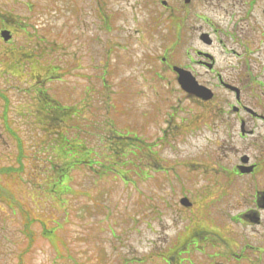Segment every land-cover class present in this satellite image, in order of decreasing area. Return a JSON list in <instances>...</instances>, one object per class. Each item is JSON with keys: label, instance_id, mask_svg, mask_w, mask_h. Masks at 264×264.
Instances as JSON below:
<instances>
[{"label": "flooded vegetation", "instance_id": "1", "mask_svg": "<svg viewBox=\"0 0 264 264\" xmlns=\"http://www.w3.org/2000/svg\"><path fill=\"white\" fill-rule=\"evenodd\" d=\"M25 2L34 22L1 12L0 46L11 56L13 76L32 86L37 102H52V113L38 108L41 116H31L30 128L67 125L77 133L81 148L101 145L114 152H98L85 157L86 162L111 158L119 163L124 156H137L144 161L143 174L168 173L183 184L181 194L173 192L174 205H166L173 209L171 223L176 227L170 241H164L168 245L157 246L161 235L145 239L152 248L139 262L153 258L157 264H264V0H59L58 41L51 39V20L44 17L50 8H43L42 15L34 0ZM164 21L166 26L160 28ZM40 30L48 32L46 37ZM3 31L10 33L8 41ZM147 31L152 38H169L166 47L172 53L170 62L168 56L161 58L162 68L149 70L155 74L149 77L155 79L150 87L157 96L156 113H150L149 120L147 112L133 114L117 101L145 91V83L141 89L132 84L136 76L127 58L132 40L144 45L142 34ZM138 63L136 74L144 78L145 58ZM180 68L189 76L188 84ZM161 69L171 75H160ZM163 79L170 99L181 94L188 104L179 111V99L164 119L159 104ZM56 80L59 103L46 87ZM99 96L105 106H95ZM55 104L58 112L53 111ZM101 126L124 135H105ZM88 127L96 129L89 133ZM193 147L201 148L196 160L187 153ZM150 155L158 158L151 161ZM243 177L252 195L231 204L227 196ZM227 208L236 214L227 218ZM151 209L150 221L161 216Z\"/></svg>", "mask_w": 264, "mask_h": 264}, {"label": "rangeland", "instance_id": "2", "mask_svg": "<svg viewBox=\"0 0 264 264\" xmlns=\"http://www.w3.org/2000/svg\"><path fill=\"white\" fill-rule=\"evenodd\" d=\"M25 1L27 0H0V11L4 14L17 13V16L24 19L28 18L31 22H34L30 18ZM34 1L37 12L42 15L43 11L41 10L43 8H46V6L50 8L48 14L44 17L51 20L49 33L51 39L56 40L55 37H58L61 25V18L57 16L59 13V0ZM159 7L161 10V5ZM161 15L163 14L157 17ZM42 23L44 27L47 25L46 20H43V18H41L40 25ZM165 26L166 21L159 25L160 28ZM135 28L136 26L131 21L130 29L132 33ZM38 33L46 37L48 32L40 30ZM142 37L145 40L144 45L137 44L135 40H132L130 56L127 61L131 65V75L136 76L132 78V84L134 83L141 89L145 83V91L131 95L128 97V101L127 99H117L122 108L128 107V110L131 109L135 113L150 109V103L156 99L155 93L150 87L149 77L138 78V74H136L141 69L138 60L145 58V65L148 70L150 65H159L161 63L160 58L166 50L169 51L166 47V41L169 38L165 39V35L158 34L152 38V34L147 31L146 34H142ZM186 47L184 46V51ZM5 54L7 53L4 51L3 46H0V124H3L5 120L3 114L6 111L7 118L12 121V126L17 131L1 130L4 137L3 149L0 147V168L3 172L4 166H16V171H18L21 179L17 177L15 180H6L2 177V183H4L6 189H0V195L7 197L0 200V264H19L20 253H23V264H71L73 260L70 257H75L81 264H123L122 256L129 255V258H134L145 257L149 254L152 247L146 246L147 243L143 242L145 239L149 242L157 238V235H161L162 241L157 243V246L168 245L164 241H170L176 227L171 223V219H174L173 209L167 208L166 205L169 201L171 206L174 205L176 197L173 192L181 194L183 187L182 183H178L168 173L148 170L149 177L147 176L146 179L132 173L126 177L120 176L118 178L111 172L107 176L100 177L99 172L97 174L93 172L99 165L91 166L89 163H84L81 166H74L69 171L70 178L66 183L67 188H73L79 193L61 196L59 194L60 197L54 196L55 193L53 195L48 193V187H46L44 180L46 178H49V181L51 180L57 171V168H53L52 165L59 166L65 162L67 156L61 147L57 149L50 147L55 143L56 138V131L53 128L50 129L51 126L48 127L50 130L47 128V131L40 128H28L30 127L29 111L34 107L33 104H37V102L28 98L26 92V88L30 86L28 82H20L13 76L10 70L11 56L7 58ZM167 56L171 60L172 53L167 52ZM167 74L171 75V73L164 70L161 72L162 76ZM47 88L54 97H61L56 83H48ZM179 99L181 100L182 109L188 106L184 95H182L178 99L173 98L174 103L170 99L169 107L176 104ZM165 104L163 100L162 105L164 108L166 107ZM51 105L50 100L42 102L45 112H48V107ZM62 128L64 134L59 132V135L63 134V136L69 138L75 136V132L68 129L67 125H63ZM5 140L7 141L5 142ZM43 144L44 146H42ZM67 146H74L75 149L76 142L73 141ZM94 148L101 154L108 150V146L99 145ZM8 153L10 156H8ZM187 153L190 158L196 160L194 156L201 155V148H189ZM19 155L22 159L18 162ZM71 155L73 157L77 156L75 152ZM162 155L165 158L169 156L164 155L163 152ZM157 158V155L149 156L151 161ZM142 164L144 166V162ZM227 167L230 169L232 164L228 162ZM3 174L5 175L2 176H6V172H3ZM230 177L233 178L234 176L230 175ZM125 179H131L132 181H125ZM183 181L187 185V181ZM7 182H12V184H6ZM243 183L245 185L242 184L243 186L240 187L241 182H239V189H234L235 193L232 192L227 196V200L231 204L242 203L244 196L246 198L251 197L252 190L250 186L245 181ZM35 187H43V189L31 193ZM240 192H242L241 195H239ZM10 197L13 199L12 202ZM139 198L143 201L142 203L137 202ZM7 200L18 209H20L19 204L21 203L23 209L28 212L27 218L22 216L23 211L21 209L18 212L16 208H10ZM152 207L157 209L161 216L157 220L150 221L149 216ZM226 213L227 218H229L230 215L236 214V211L227 208ZM31 214L35 215L34 220H36L32 224L36 234V242L32 251L25 254L23 250L25 249L26 240L22 228L23 222L26 223L29 217L32 219ZM65 214H67V222L64 221ZM133 215H136V217ZM127 216L130 221L124 223L122 219H126ZM51 219L57 227H59L60 222L63 224L61 229L54 232L56 233L57 242L59 243L58 235H62L63 230V237L67 240L63 239L64 243L61 247H58V250L43 237L45 229L43 222L49 226ZM148 224H151V228ZM205 224H208L207 220H205ZM155 230L156 232H154ZM122 235H125L127 239ZM68 245L70 253L65 248ZM200 260L202 261L201 257ZM152 264L157 263L152 262Z\"/></svg>", "mask_w": 264, "mask_h": 264}, {"label": "trees", "instance_id": "3", "mask_svg": "<svg viewBox=\"0 0 264 264\" xmlns=\"http://www.w3.org/2000/svg\"><path fill=\"white\" fill-rule=\"evenodd\" d=\"M3 172L4 173L6 172V176H2V175H5V174H3ZM3 172H2V168H0V185H1L2 189L5 190L6 188L4 186V183H2V177H4V179H6V180H8V179L15 180L17 177L20 178V175L18 174V171H16V167L15 166L13 167L12 165H11V167L10 166H4L3 167ZM6 184H8V182ZM19 207L23 211L22 216L27 218L28 212L23 209L22 204H19ZM35 221L36 220H32L31 221V219L29 217V219L27 220L28 223H25L27 225V226H25V229L26 228L28 229V226H30V224L34 223ZM33 242H35V239H30V241L27 244L26 249L24 250V253H26V252L31 250ZM20 264H23V253H20Z\"/></svg>", "mask_w": 264, "mask_h": 264}]
</instances>
